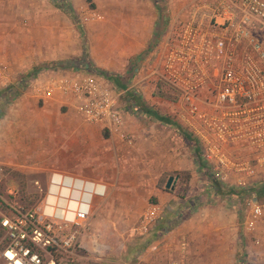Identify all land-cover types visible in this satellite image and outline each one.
<instances>
[{"label": "crops", "instance_id": "1", "mask_svg": "<svg viewBox=\"0 0 264 264\" xmlns=\"http://www.w3.org/2000/svg\"><path fill=\"white\" fill-rule=\"evenodd\" d=\"M216 1L198 0L193 5L187 0H181L178 5L167 3L165 37L177 26V21L185 17V7L189 12L187 18H184L186 21L195 13L204 20L208 19L210 8ZM179 7L181 15H178ZM156 19L157 11L150 19L141 18L139 28L136 23L133 25L134 32L130 26L126 30L124 25L123 42L143 44L152 36L157 41ZM254 31L264 42V31L259 27ZM170 37L173 38V35ZM143 56L139 54L133 64L128 66V70L124 58L120 78L100 72L123 92L120 99L130 108L123 115L129 141L115 135H104L101 126L94 124L95 128L100 127L103 132H73L68 138L73 150L71 156L76 155L77 144L85 145L88 149L85 170L76 168L72 163L67 164L69 162L61 150L65 136L62 135L56 108L52 104H45L54 101L72 107L75 112L74 106L70 99L61 94L42 101L34 96L32 89L33 97L47 106L42 107L44 110L37 111L33 99L25 96L1 101L5 111L3 116L0 115V165L20 171L47 173V188L41 200L49 204H55L56 201L59 206L65 204L69 191L65 186L51 184V179L56 182L65 178L62 180L64 185L73 180H77V184L78 179L84 180L87 191L92 190L94 194L90 197L82 195L90 204L87 228L80 237V244L92 251L96 248L99 252L109 250L108 256L113 254L115 257L109 259L108 264H240L243 260L238 256L239 246L246 242L249 233L243 226L248 213L244 207V198H259L264 194V165L257 162V154L246 143L224 144L221 148L224 163L220 167V172L226 176L224 186H246L250 192L239 196L242 200L215 191L217 201L204 199L210 195L211 179L216 178L210 168L202 165L198 159V155L202 159L199 135L203 130L198 120L186 115L183 104L168 101L165 108L158 97L149 96L148 90L154 87L148 82L150 72H143ZM61 70L68 72L67 69ZM29 93L32 97V93ZM160 104L161 110L158 109ZM148 110L166 115L179 124L191 135L192 142L186 140L175 128L149 115ZM79 119L84 124L92 125ZM27 136L30 137L29 142L23 140ZM23 147L30 149L27 151ZM78 158L75 156L74 159ZM235 163L249 165L253 167V172L243 170V167L238 169ZM182 171L189 173L186 194L178 196L175 191V187L183 180L179 174L172 176V187H157L159 177L164 172ZM50 196L54 202L50 201ZM151 204L161 208L159 219L147 234L131 236V229ZM169 225L172 227L167 229ZM239 230L243 231L241 236ZM2 237L3 234L0 235V247ZM93 241L98 244H92Z\"/></svg>", "mask_w": 264, "mask_h": 264}, {"label": "built area", "instance_id": "2", "mask_svg": "<svg viewBox=\"0 0 264 264\" xmlns=\"http://www.w3.org/2000/svg\"><path fill=\"white\" fill-rule=\"evenodd\" d=\"M256 27L264 31V0H217L208 19L195 13L182 23L177 37L168 40L157 74V80L174 89L186 115L199 121L202 159L222 185L226 182L220 172L224 144L246 143L264 165V42L255 34ZM61 69H56L57 75L35 78L34 95L45 101L61 94L71 100L83 121L129 141L121 108L123 92L97 71ZM9 73V64L0 59V83L9 80ZM234 165L253 172L249 165ZM63 179H51V184L69 191L63 206L41 200L35 206L0 212V264H58V255L72 253L81 245L90 204L82 195L90 197L94 192L87 191L84 180L76 178L78 184L73 180L64 185ZM246 205L243 226L253 233L264 219V194L248 198ZM160 211L158 205H149L135 231L148 233Z\"/></svg>", "mask_w": 264, "mask_h": 264}, {"label": "rangeland", "instance_id": "3", "mask_svg": "<svg viewBox=\"0 0 264 264\" xmlns=\"http://www.w3.org/2000/svg\"><path fill=\"white\" fill-rule=\"evenodd\" d=\"M187 1L191 5L198 2V0ZM54 2L59 4L62 1L0 0V57L2 61L6 60L10 69L9 80L0 83V115L3 116L5 111L2 102L12 97L32 98L37 111L44 110L47 104L54 105L60 120L62 135L65 136L62 139V155L69 162L67 164L72 163L76 168L85 170L87 166L85 155L88 149L84 147L85 145L77 144L76 155L71 156L73 150L69 144V134L73 132L80 134L85 131H101L102 133L103 131L100 127L95 128L94 124H84L72 107L54 103V101L44 105L42 101L35 99L32 81L39 76L57 75L58 68L67 69V71H71L70 69L81 71L82 68H88L120 78L123 59L127 60L126 70H128V66L133 64L137 56L143 54L142 59L145 61L143 72L147 74L150 72L151 77L148 82L150 81V85L154 87L148 90V94L151 97H158L166 108L167 102L171 100L164 99L155 91V82H157V74L168 47L167 41L171 38L170 35L177 37L182 23L186 21L184 18H187L189 12L185 7V17L177 21V26L172 28L165 37L166 21L164 19L167 3L174 2L178 5L181 0H65L67 7L64 8L56 7ZM156 11L157 41L152 39V36L151 42L149 40L143 44L133 41L123 42L124 25L126 30L130 26L134 32L135 23L139 28L140 19L144 17L150 19ZM178 11V15H181L180 7ZM161 35L164 36L161 37ZM35 69L38 71L32 75ZM8 88L11 89L8 91ZM29 92L32 93V97ZM171 96L174 97L175 94L172 92ZM122 101L121 108L125 115V111L130 108L125 104L126 107ZM161 106L160 104L159 110ZM29 138L27 136L23 140L29 142ZM23 148L27 151L30 149ZM75 156L79 158L75 160ZM73 160L76 162L73 163ZM46 175L47 173L43 171H20L7 165H0V212L9 213L10 207L38 205L47 188ZM187 188L184 180H181V183L175 187V191L178 196H182L186 194ZM209 191V197L202 198L211 202L217 201L214 188H209ZM247 199L244 198L246 210H248ZM173 221L177 220L173 219ZM137 225L131 229L130 234L133 237L141 236L134 229ZM242 232L239 230V234ZM247 234L246 242H242L239 246L238 256L243 260L240 264H264V220L257 224L256 231ZM92 244L98 243L93 241ZM109 253L107 249L104 252H99L97 248L92 251L80 245L72 253L60 254L56 259L58 264H108L107 261L115 257L113 254L108 256Z\"/></svg>", "mask_w": 264, "mask_h": 264}, {"label": "trees", "instance_id": "4", "mask_svg": "<svg viewBox=\"0 0 264 264\" xmlns=\"http://www.w3.org/2000/svg\"><path fill=\"white\" fill-rule=\"evenodd\" d=\"M62 2H60L59 4L57 2H54V5L56 7H60V8H64L67 7V4L65 2V0H61ZM37 69H35L34 71H32V75L37 73ZM159 81V82H158ZM11 88H8V91ZM155 91L161 95V97H164V99H169L171 101H176L177 100V96L175 95L174 97L171 96L172 92L175 94L174 89L171 87V85L169 83H167L166 81L162 80V79H158L157 82H155ZM147 113L151 116H153L156 120H158L159 122L171 126L173 128L176 129V131H178L186 140H189L192 142V138L191 135L188 134L187 131H185L179 124L175 123L174 121H172L169 117H167L166 115H161L156 111L153 110H148ZM104 131V135H108V133ZM196 142V141H195ZM195 146L197 147V142L195 144ZM197 151V150H196ZM198 159L200 160V162L202 163V165H205L204 162L202 161V159H200V155H198ZM175 174H179L182 175V178L185 182V184L187 183L186 181L189 178V173L187 171H182V172H164L158 180L157 183V187L160 189H164L165 188V184L167 182V179L169 178V176H173ZM212 181V187L214 188L215 192L217 194L220 195H235V196H245L247 195L250 191L246 186H232V187H226L224 185H222L220 182H218L216 179H211ZM172 226L169 225L167 226V229L171 228ZM3 234V230L0 226V235ZM58 261V260H57Z\"/></svg>", "mask_w": 264, "mask_h": 264}, {"label": "water", "instance_id": "5", "mask_svg": "<svg viewBox=\"0 0 264 264\" xmlns=\"http://www.w3.org/2000/svg\"><path fill=\"white\" fill-rule=\"evenodd\" d=\"M172 180H173V177L172 176H169V178L167 179V182L165 184V188H170L172 185Z\"/></svg>", "mask_w": 264, "mask_h": 264}, {"label": "bare ground", "instance_id": "6", "mask_svg": "<svg viewBox=\"0 0 264 264\" xmlns=\"http://www.w3.org/2000/svg\"><path fill=\"white\" fill-rule=\"evenodd\" d=\"M53 189H55V187L53 188ZM64 190H65V188H64ZM64 190H61V192L63 193V192H65ZM67 190V189H66ZM50 201L52 202H54V200H53V197L52 196H50Z\"/></svg>", "mask_w": 264, "mask_h": 264}]
</instances>
